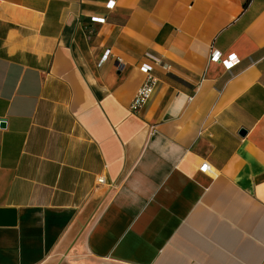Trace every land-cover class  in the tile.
<instances>
[{"label": "crops", "instance_id": "1", "mask_svg": "<svg viewBox=\"0 0 264 264\" xmlns=\"http://www.w3.org/2000/svg\"><path fill=\"white\" fill-rule=\"evenodd\" d=\"M109 1L0 0V264H264V0Z\"/></svg>", "mask_w": 264, "mask_h": 264}, {"label": "built area", "instance_id": "2", "mask_svg": "<svg viewBox=\"0 0 264 264\" xmlns=\"http://www.w3.org/2000/svg\"><path fill=\"white\" fill-rule=\"evenodd\" d=\"M116 0H110L109 5L113 6L115 4ZM92 21H98V22H105L107 20V15H100V14H94L91 16ZM91 33V30H90ZM110 54V49L105 51V53L101 56L99 59V63L102 64L105 62V60L108 58V55ZM146 58L148 61H143L140 64V68L145 73V80L140 84V86L137 88L136 93L132 100L130 101L129 107L134 112H138L141 109V106L152 96L154 93V89L156 86V83L158 81V76L154 74V67L156 63H163V59H161L156 53H152L150 51H147L145 53ZM211 57L219 60L222 59L226 66L228 68H231L235 65L236 62L240 60L239 57L234 53L222 57V52L218 49H213L211 51ZM167 68L170 67V64H165ZM210 163L206 159L200 166V169L203 171H206L209 169ZM100 181L104 180L103 176L99 177Z\"/></svg>", "mask_w": 264, "mask_h": 264}, {"label": "water", "instance_id": "3", "mask_svg": "<svg viewBox=\"0 0 264 264\" xmlns=\"http://www.w3.org/2000/svg\"><path fill=\"white\" fill-rule=\"evenodd\" d=\"M0 122L5 123L4 119H1ZM17 221L16 210L15 208H0V224L9 223L10 225L15 224Z\"/></svg>", "mask_w": 264, "mask_h": 264}]
</instances>
